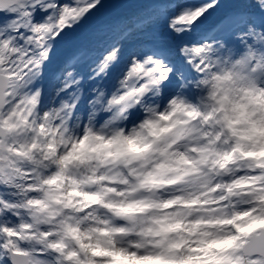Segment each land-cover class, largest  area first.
Wrapping results in <instances>:
<instances>
[{
  "label": "snow or ice",
  "instance_id": "obj_1",
  "mask_svg": "<svg viewBox=\"0 0 264 264\" xmlns=\"http://www.w3.org/2000/svg\"><path fill=\"white\" fill-rule=\"evenodd\" d=\"M104 7V0H0V264H264V121L247 112L243 135L229 128L249 143L216 159L208 175L206 159L161 149L150 160L151 144L116 137L107 143L132 146L107 155L145 160V168L100 177L106 187L96 193H64L59 177L41 187L42 168L59 147L79 150L65 146L70 132L125 113L134 124L142 105L163 107L173 97L194 102L193 84L221 68L264 79V0H235L227 10L221 0H144L89 43L71 44L74 30ZM62 50L61 74L49 78ZM85 67L93 85L87 98ZM249 100H264V91ZM101 114L109 119L98 121ZM93 139L82 135L76 145L90 151ZM237 153L255 162L246 175L229 167ZM165 188L167 199L138 196ZM96 207L115 224L95 219ZM132 235L140 239L127 246L116 239Z\"/></svg>",
  "mask_w": 264,
  "mask_h": 264
},
{
  "label": "clouds",
  "instance_id": "obj_2",
  "mask_svg": "<svg viewBox=\"0 0 264 264\" xmlns=\"http://www.w3.org/2000/svg\"><path fill=\"white\" fill-rule=\"evenodd\" d=\"M259 77L260 74L256 79H252L247 74L238 75L231 67L221 68L220 76L209 74L201 82L193 84L194 90L197 91L194 102L184 97H173L163 107L159 105V102L150 106L142 105V118L134 124L125 122L128 115L125 113L123 118L117 117L107 126L102 123L93 124L86 127L83 133L70 132L65 138V146L71 142L79 150L73 151L69 148L66 153L64 147H59L42 168L41 187H44V180H56L59 177L60 183L57 186L62 187L64 193L71 194L76 189L82 193H96L106 187L99 181L100 177L122 178L129 168H145L147 163L145 160H114L107 155V153H116L118 150L132 146L128 144L127 139H122L121 142L115 144L107 143L116 137L130 138L133 144L136 143L137 138H140L143 143L151 144L153 154L150 160H158L161 149L174 153L177 158L183 156L192 161L206 159V163L201 165V171L204 175H208L212 172L216 159L226 152L232 153L237 143L246 145L249 143L232 134L229 122L232 123V128L237 129L243 135L249 125L241 122V112H247L248 118L253 121H264V100L259 103H252L249 100L250 94L259 95L264 91L262 87L264 79ZM159 94L160 92L156 89L152 90L153 97H158ZM82 135L94 138L89 146L90 151H85L83 145H76V141ZM57 143L59 145V140ZM66 155H68L69 163L64 164L61 161ZM254 164V161L241 157L237 153L234 162L229 167L233 170H241L240 175H246L248 173L243 170L252 168ZM254 171L256 174L261 173L258 168ZM113 187L121 188L122 186L116 184ZM49 188H45L44 191H49ZM171 191L172 189L165 188L156 193L141 192L138 196L151 195L162 200L169 198L167 193ZM41 198H43V193ZM92 213L95 214V219H107L113 224L116 222V218L109 216L103 208H93ZM192 218H196L195 213ZM90 226L92 225L88 223L83 225L85 229ZM116 239L123 246H127L139 240L140 237L132 235Z\"/></svg>",
  "mask_w": 264,
  "mask_h": 264
},
{
  "label": "bare ground",
  "instance_id": "obj_3",
  "mask_svg": "<svg viewBox=\"0 0 264 264\" xmlns=\"http://www.w3.org/2000/svg\"><path fill=\"white\" fill-rule=\"evenodd\" d=\"M118 3H116V4H113V6H112V8L111 9H114V8H117V9H119L120 7H124V6H128V5H130V4H132L133 2H134V0H118L117 1ZM110 14V13H109ZM108 13L107 14H104L103 16H101V17H98L97 19H100V18H102V17H105V16H107V15H109Z\"/></svg>",
  "mask_w": 264,
  "mask_h": 264
},
{
  "label": "water",
  "instance_id": "obj_4",
  "mask_svg": "<svg viewBox=\"0 0 264 264\" xmlns=\"http://www.w3.org/2000/svg\"><path fill=\"white\" fill-rule=\"evenodd\" d=\"M118 0H104L105 3V7L103 9H100L96 15H94L95 17H98L100 15H102L103 13H105L114 3H116Z\"/></svg>",
  "mask_w": 264,
  "mask_h": 264
},
{
  "label": "rangeland",
  "instance_id": "obj_5",
  "mask_svg": "<svg viewBox=\"0 0 264 264\" xmlns=\"http://www.w3.org/2000/svg\"><path fill=\"white\" fill-rule=\"evenodd\" d=\"M126 9H127V7H120L119 9H117V8H114V9H110L109 11H108V14L109 13H114V12H118V11H126ZM87 22H92V18L91 19H89ZM87 22H85V23H87ZM80 32V27L79 28H76L75 30H74V32ZM54 62V61H53ZM52 66V65H51Z\"/></svg>",
  "mask_w": 264,
  "mask_h": 264
}]
</instances>
